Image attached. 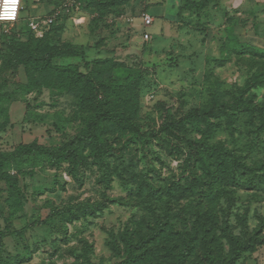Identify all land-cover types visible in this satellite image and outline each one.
Here are the masks:
<instances>
[{"label": "rangeland", "instance_id": "374dc122", "mask_svg": "<svg viewBox=\"0 0 264 264\" xmlns=\"http://www.w3.org/2000/svg\"><path fill=\"white\" fill-rule=\"evenodd\" d=\"M72 1L23 0L19 22L0 24V264H115L127 256V239L150 235L157 217L174 213V228L190 232V148L154 134L193 108L223 103L243 107L209 123L210 142L239 162L231 178L214 181L223 192L219 204L230 201L229 223L244 240L256 232L264 238V114L247 108L264 105V0H208L201 9L186 0H75L80 10L66 11ZM174 1L167 20L160 7ZM57 10L54 23L44 24ZM39 11L38 26L30 27ZM142 11L154 17L152 25H143ZM18 52L51 55V65L37 70ZM101 81L128 88L120 96L94 91ZM108 110L147 135L102 122L115 148L106 165L89 145L80 169L19 153L22 144L60 147ZM198 125L173 129L200 139ZM257 242L233 264H264V243Z\"/></svg>", "mask_w": 264, "mask_h": 264}, {"label": "trees", "instance_id": "16d2710c", "mask_svg": "<svg viewBox=\"0 0 264 264\" xmlns=\"http://www.w3.org/2000/svg\"><path fill=\"white\" fill-rule=\"evenodd\" d=\"M186 2L199 9L208 4V0L199 2L186 0ZM37 46L39 45L37 44ZM18 56L27 61L32 59L36 63L37 70H44L51 65V55L48 54L28 58L25 53L18 52ZM67 56L72 57L75 54L71 52ZM87 88L89 89V87ZM122 88L128 87L112 81H101L94 85L96 92L105 90L106 93H116L118 96H120ZM232 106L243 107L238 103L231 105L223 103L209 110L193 108L184 118L178 122L164 124L154 134V136H158L164 133L190 148V158H188L186 169L188 179L191 181V188L195 193L194 223L191 225L190 232L188 228L181 232L173 226L175 219L179 217L178 214L168 215L166 221H161L160 217H157V223L150 226L152 228L150 235L142 237L140 240H135L132 237L127 239V256L115 264L147 262L148 256L156 258L154 262H147L149 264H233L243 252L253 251L258 239L264 243V238L260 239L259 232L253 233L254 238L244 240L241 232L236 231L239 226L229 223L228 217L233 214L234 209L230 201L227 206L219 204L223 198V192L214 183L216 180L231 178L230 170L238 169L237 163L239 162L236 158L233 162L228 161L230 150L221 143L210 142L212 137V131L209 128L210 119L219 116ZM249 107L264 114V105H253L247 108ZM106 120H113L120 125L129 127L136 136L147 135L130 118L123 117L119 112L108 110L98 114L82 135L74 137L60 147H48L37 143L22 144L19 147V153L29 156L36 153L46 154L55 161H67L75 169H80L87 163L84 150L89 145L92 148L91 155L102 165H106L115 149L113 142L109 138H105L100 130V124ZM185 121L198 122L201 125H198V131L202 134L200 139L189 138L181 130L173 129V127L181 126ZM183 195L182 189L181 197ZM0 236H5V232H1ZM114 247L117 249L116 244Z\"/></svg>", "mask_w": 264, "mask_h": 264}, {"label": "built area", "instance_id": "2783aa9c", "mask_svg": "<svg viewBox=\"0 0 264 264\" xmlns=\"http://www.w3.org/2000/svg\"><path fill=\"white\" fill-rule=\"evenodd\" d=\"M14 5V7H13ZM72 6L80 10L81 2L73 0L72 2L65 3L63 8L69 11ZM23 0H8L7 7L5 0H0V24H16L20 20L21 11L23 10ZM60 11L52 12L44 21V24L54 23V20L59 16ZM141 20L145 26H150L154 23V17L147 11L140 13ZM84 21L83 17L79 18V22ZM39 24V20H30L29 26L36 27ZM149 33L145 32L144 37L149 38Z\"/></svg>", "mask_w": 264, "mask_h": 264}, {"label": "crops", "instance_id": "0c3cea01", "mask_svg": "<svg viewBox=\"0 0 264 264\" xmlns=\"http://www.w3.org/2000/svg\"><path fill=\"white\" fill-rule=\"evenodd\" d=\"M163 4H165V6H164V8H162V7H160L161 8V11H163V13H164V18L165 19H167L168 20V15H172L173 13H171L170 11L171 10H173L174 8H176L175 6H176V4H178V1H174L173 3H172V5L171 6H169L168 4H167V2H165V3H163ZM35 7H39V5H35ZM171 9V10H170ZM156 10V9H155ZM154 10V11H155ZM45 12H43V11H39V13L38 14H35V15H32L31 16V19L32 20H34V19H38V18H41V15L42 14H44ZM164 22H166V20L165 21H163V23Z\"/></svg>", "mask_w": 264, "mask_h": 264}, {"label": "snow or ice", "instance_id": "6c2138e0", "mask_svg": "<svg viewBox=\"0 0 264 264\" xmlns=\"http://www.w3.org/2000/svg\"><path fill=\"white\" fill-rule=\"evenodd\" d=\"M8 4V0H5V5H7Z\"/></svg>", "mask_w": 264, "mask_h": 264}, {"label": "clouds", "instance_id": "9594fccd", "mask_svg": "<svg viewBox=\"0 0 264 264\" xmlns=\"http://www.w3.org/2000/svg\"><path fill=\"white\" fill-rule=\"evenodd\" d=\"M6 7H7V5H6ZM13 7H14V5H13Z\"/></svg>", "mask_w": 264, "mask_h": 264}]
</instances>
